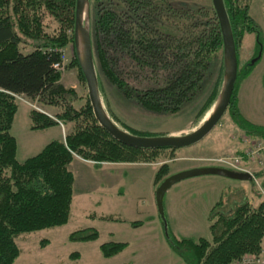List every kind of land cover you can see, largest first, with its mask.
Segmentation results:
<instances>
[{"label": "trees", "instance_id": "16d2710c", "mask_svg": "<svg viewBox=\"0 0 264 264\" xmlns=\"http://www.w3.org/2000/svg\"><path fill=\"white\" fill-rule=\"evenodd\" d=\"M167 2L160 0L157 5L153 0H89L92 53L94 33L102 73L125 96L156 113L175 112L196 94L210 76L219 53L223 78L222 37L212 4L194 8L181 4L175 8ZM223 2L237 56V76L225 112L243 135L264 138V124L245 117L239 99L241 80L261 63L263 30L250 14L252 0ZM75 3L76 0H0V264H13L19 255L15 242L18 235L67 223L74 186L69 164L74 158L94 163L146 162L160 150L175 149L136 148L115 140L96 121L88 94L79 95L74 87L62 83L61 70L54 64L62 61L61 51L67 46L72 57L63 68L77 66L85 82L74 48ZM163 6L169 12L172 9L174 17L167 31L154 25ZM245 35L253 37L254 46L241 66L238 44ZM23 45L31 50L24 51ZM109 49L118 54L110 55ZM118 55L127 57L139 72L150 71L156 84L144 89L129 86L125 75L115 67ZM93 59L99 88L94 53ZM219 82L210 103L218 96ZM262 87L264 90V72ZM16 96L41 106L30 108L31 130L56 124L65 129L63 140L49 141L22 162L16 158V139L10 132ZM49 107L52 114L46 110ZM165 167H159L156 179H161ZM220 203L210 212V240L183 238L171 243L185 264H236L244 254L261 250L264 199L253 204L251 199L240 196L239 202L234 200L224 211L217 210ZM97 236L96 229L83 228L70 234L69 239L89 241ZM125 246L126 242L110 241L99 249L103 257H111Z\"/></svg>", "mask_w": 264, "mask_h": 264}, {"label": "rangeland", "instance_id": "374dc122", "mask_svg": "<svg viewBox=\"0 0 264 264\" xmlns=\"http://www.w3.org/2000/svg\"><path fill=\"white\" fill-rule=\"evenodd\" d=\"M153 1L157 5L160 4V0ZM167 3L175 8H179L181 4L194 8L198 5L210 6L211 0H168ZM162 8L154 25L160 30L167 31V25L174 17L172 9L169 12L164 6ZM250 14L264 34V0H252ZM94 16L95 11L91 7L93 21ZM93 43L100 79L99 94L103 106L109 117L128 132L147 136L185 134L200 125L211 112L216 99L213 103L212 101L210 103L209 99L211 100L214 95L218 81L220 92L223 81L219 67L220 53L215 59L210 76L205 79L196 94L183 102L175 112L156 113L144 109L133 97L125 96L106 79L100 68L94 33ZM253 46L252 36L245 35L240 40L238 58L241 66L248 61ZM22 47L24 51L31 50V47L24 45ZM109 50L112 56L118 54L112 49ZM64 54L65 65L72 57L69 46L64 48ZM118 56L115 67L121 75H125L129 86L144 89L156 84L150 71L139 72L137 66L127 57ZM260 61V65L254 68L251 75L241 80L239 99L245 117L254 123L264 124L262 87L264 54ZM61 81L67 87H74L79 95L86 96L87 88L77 66L63 68ZM15 102L16 112L10 132L16 139V158L22 162L39 152L51 139L48 136L52 133L47 132L46 136L39 135L41 133L38 132L41 131L32 132L28 127L31 106L41 108L37 101H29V104L21 96H16ZM46 110L49 114L53 112L51 107ZM51 130L56 133L58 131L57 128ZM242 136V131L234 127L225 112L215 127L197 143L174 150H160L150 161L112 164L83 162L78 157L74 158L69 164L74 175L69 220L59 227L18 235L15 242L20 252L13 264H185L171 243L183 238L197 240L204 237L210 240L209 216L212 207L222 201L217 210H227L234 200L240 201V196L252 199L257 204V199L263 200L264 195L260 193L256 180L264 191V179L258 172L254 174L256 180L251 181L219 175H200L182 179L165 192L162 215L156 206V189L166 177L187 169L186 166L208 164L201 158L239 151ZM218 145L222 148L213 154L211 147ZM163 164L166 165V172L160 174L161 179L158 180L155 173ZM83 228L96 229L97 238L89 241L69 239L70 234ZM110 241L126 242V246L111 257H103L99 246Z\"/></svg>", "mask_w": 264, "mask_h": 264}, {"label": "water", "instance_id": "95a60500", "mask_svg": "<svg viewBox=\"0 0 264 264\" xmlns=\"http://www.w3.org/2000/svg\"><path fill=\"white\" fill-rule=\"evenodd\" d=\"M222 37L223 81L218 97L211 112L195 129L180 135H138L118 126L107 114L98 88V79L94 65L90 30L89 0H76L74 18V48L80 70L84 76L87 94L94 117L98 124L115 140L136 148H183L191 146L205 137L220 121L225 113L237 76V56L230 22L223 0H211ZM254 60H252L253 62ZM200 175H219L236 180L251 181L248 172H237L218 166H199L179 171L166 177L157 187L155 201L159 214H163V196L174 183L189 177Z\"/></svg>", "mask_w": 264, "mask_h": 264}, {"label": "built area", "instance_id": "2783aa9c", "mask_svg": "<svg viewBox=\"0 0 264 264\" xmlns=\"http://www.w3.org/2000/svg\"><path fill=\"white\" fill-rule=\"evenodd\" d=\"M62 61L55 63L54 67L62 70L65 61L64 50ZM208 162L207 165L219 166L237 172H248L256 180L252 165H264V138H252L247 135L242 136L239 151H232L217 157L201 158ZM264 195V191H262ZM236 264H264V243L259 252L244 254Z\"/></svg>", "mask_w": 264, "mask_h": 264}, {"label": "crops", "instance_id": "0c3cea01", "mask_svg": "<svg viewBox=\"0 0 264 264\" xmlns=\"http://www.w3.org/2000/svg\"><path fill=\"white\" fill-rule=\"evenodd\" d=\"M27 101V100H26ZM28 102V101H27ZM30 104V102H29ZM29 129H30V125L28 126ZM58 129L57 133L51 129ZM30 131L32 132H37V131H41V132H38V133H41L39 135H43L46 136V133L47 132H51L52 135L48 136V138H51L49 141L53 140V139H57V140H63L64 139V132H65V129H64V126L61 125V124H56V125H53V126H50L48 128H45V129H37V130H31ZM48 141V142H49ZM211 144V143H209ZM208 144V145H209ZM224 146V145H223ZM202 147V146H200ZM222 148L221 145H218V146H213L211 147L212 151H213V154H215L216 152H218V150H220ZM209 148H207L208 150ZM207 152H210V151H207ZM79 159V158H78ZM80 161H83V162H91V161H85V160H82V159H79ZM112 164H115V163H112ZM123 164V163H122ZM141 165H150V164H141ZM199 166H203V164H192V165H189L188 167L186 166L185 168L189 169V168H193V167H199ZM252 172L255 174L256 172L260 173L261 177L264 179V165L263 166H256V165H252ZM256 183L257 185L260 187V190L261 192L263 191V188L262 186L259 185V182L256 180ZM263 184H264V180H263ZM261 200L257 199V204L260 202ZM251 202L253 204H255L254 200L251 199Z\"/></svg>", "mask_w": 264, "mask_h": 264}]
</instances>
